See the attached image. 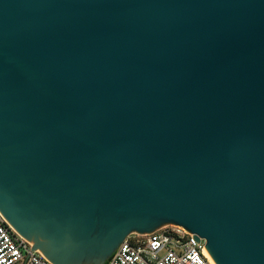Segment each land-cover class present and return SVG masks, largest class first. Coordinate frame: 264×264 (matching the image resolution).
I'll list each match as a JSON object with an SVG mask.
<instances>
[{
  "label": "water",
  "instance_id": "water-1",
  "mask_svg": "<svg viewBox=\"0 0 264 264\" xmlns=\"http://www.w3.org/2000/svg\"><path fill=\"white\" fill-rule=\"evenodd\" d=\"M0 212L52 264H264V0H0Z\"/></svg>",
  "mask_w": 264,
  "mask_h": 264
},
{
  "label": "built area",
  "instance_id": "built-area-1",
  "mask_svg": "<svg viewBox=\"0 0 264 264\" xmlns=\"http://www.w3.org/2000/svg\"><path fill=\"white\" fill-rule=\"evenodd\" d=\"M204 246L183 226L168 224L150 234H131L109 264H215ZM0 264L52 263L0 212Z\"/></svg>",
  "mask_w": 264,
  "mask_h": 264
},
{
  "label": "bare ground",
  "instance_id": "bare-ground-1",
  "mask_svg": "<svg viewBox=\"0 0 264 264\" xmlns=\"http://www.w3.org/2000/svg\"><path fill=\"white\" fill-rule=\"evenodd\" d=\"M207 254H208V252H207ZM208 256L210 257V255L208 254ZM211 258V257H210ZM211 260H212V258H211ZM213 261V260H212ZM214 262V261H213Z\"/></svg>",
  "mask_w": 264,
  "mask_h": 264
}]
</instances>
